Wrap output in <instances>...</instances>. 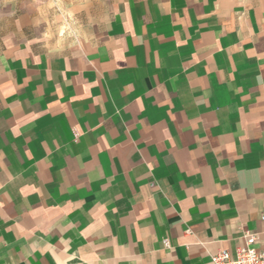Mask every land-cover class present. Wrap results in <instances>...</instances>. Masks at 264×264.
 <instances>
[{
  "label": "crops",
  "instance_id": "1",
  "mask_svg": "<svg viewBox=\"0 0 264 264\" xmlns=\"http://www.w3.org/2000/svg\"><path fill=\"white\" fill-rule=\"evenodd\" d=\"M264 0L34 4L0 52V264H208L264 249Z\"/></svg>",
  "mask_w": 264,
  "mask_h": 264
},
{
  "label": "built area",
  "instance_id": "2",
  "mask_svg": "<svg viewBox=\"0 0 264 264\" xmlns=\"http://www.w3.org/2000/svg\"><path fill=\"white\" fill-rule=\"evenodd\" d=\"M264 221V213L261 215ZM255 236L246 234L244 245L238 247L233 254L228 251H220L211 256L208 264H264V249L253 248Z\"/></svg>",
  "mask_w": 264,
  "mask_h": 264
},
{
  "label": "rangeland",
  "instance_id": "3",
  "mask_svg": "<svg viewBox=\"0 0 264 264\" xmlns=\"http://www.w3.org/2000/svg\"><path fill=\"white\" fill-rule=\"evenodd\" d=\"M62 0H0V52L3 49V40L11 32L15 19L24 12L25 6L33 3H58Z\"/></svg>",
  "mask_w": 264,
  "mask_h": 264
}]
</instances>
